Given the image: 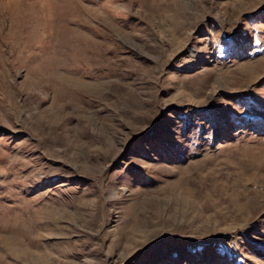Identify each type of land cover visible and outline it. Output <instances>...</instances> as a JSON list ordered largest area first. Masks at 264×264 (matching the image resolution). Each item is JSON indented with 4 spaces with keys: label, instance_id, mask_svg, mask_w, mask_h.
Returning <instances> with one entry per match:
<instances>
[{
    "label": "rangeland",
    "instance_id": "374dc122",
    "mask_svg": "<svg viewBox=\"0 0 264 264\" xmlns=\"http://www.w3.org/2000/svg\"><path fill=\"white\" fill-rule=\"evenodd\" d=\"M264 264V0H0V264Z\"/></svg>",
    "mask_w": 264,
    "mask_h": 264
},
{
    "label": "crops",
    "instance_id": "0c3cea01",
    "mask_svg": "<svg viewBox=\"0 0 264 264\" xmlns=\"http://www.w3.org/2000/svg\"><path fill=\"white\" fill-rule=\"evenodd\" d=\"M29 264H32V263H29Z\"/></svg>",
    "mask_w": 264,
    "mask_h": 264
}]
</instances>
